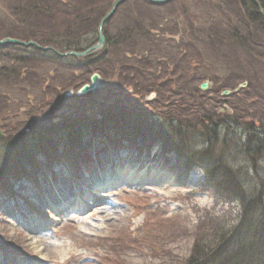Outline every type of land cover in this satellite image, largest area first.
<instances>
[{
  "label": "rangeland",
  "instance_id": "1",
  "mask_svg": "<svg viewBox=\"0 0 264 264\" xmlns=\"http://www.w3.org/2000/svg\"><path fill=\"white\" fill-rule=\"evenodd\" d=\"M31 1H39L41 8L48 4L47 0H0V39L11 37L10 34L42 35L44 21L33 23L29 30L25 25ZM54 1L53 11L88 6L84 12L96 21L97 29H89L83 23L73 36L74 44L90 46L98 42V26L115 2ZM138 1L129 0L118 6L113 20L104 24V50L110 49L112 39L120 40L115 50L117 60L129 61L133 49H128V41L132 38L123 33L122 25L128 27L131 13L137 11L145 18L152 19L153 15L158 37L188 43L187 48L175 49L174 44L161 41L154 50L159 52L155 58L160 62L177 60L175 50L186 49L182 54L185 57L166 64L164 71L153 67L152 84L144 86L157 89L159 82L166 84H160L164 90L198 89L204 97L190 112L200 116L234 114L233 103L235 109H244L251 117L264 114V32L252 23L241 0H171L172 4L160 5L153 12L140 7ZM243 19L247 20V27L241 33L250 37L251 45L242 53L231 49L230 43L237 37L234 31ZM60 20L53 24V39L44 40L62 43L66 22ZM173 25L178 27L175 32L170 29ZM228 25L234 28L223 33ZM200 28L203 29L199 31ZM223 34H228L229 39ZM30 39L24 41L37 42ZM142 49L140 45L134 48ZM8 51L7 55L0 54V67L21 69L23 75L13 85L0 86V129L13 135L9 144L0 139V167H4L2 157L10 148L32 149L28 145L32 139L41 138L46 132L73 131L65 138L58 136L55 152L47 148L46 154L36 153L22 163L18 160L17 166L10 169L11 174L22 168L30 170V174L20 180L12 179V190L0 186V264H192L190 257L196 243L215 244L233 230L238 222L237 205L217 202L203 189L207 187L203 173L209 169L208 164L202 168L192 163L197 168L189 173L185 172L183 161H176V155L157 144L138 145L141 151L124 147L125 142L115 148L114 142L117 139L119 144L122 132L101 115L106 108L104 112H113L112 115L156 117L167 115L174 105L185 111L188 107L171 99L167 102L154 92L145 96L146 102L154 101L151 107L141 101L130 106L124 98L112 106L110 98L100 97L97 101L73 89L89 82L94 73L77 69L80 58L65 57L75 62L68 66L51 60L57 56L55 52L36 46H16ZM19 54L28 60L16 62L12 57ZM133 56L136 55L132 53ZM109 69V78L104 80L101 76L99 88L118 81L117 63ZM204 82L208 83L207 90L200 88ZM241 87L250 95H236ZM51 88L58 94L50 95ZM158 100L160 103H155ZM84 152L92 153V157ZM8 167L9 164L2 171ZM249 174L255 181L257 174L253 170ZM236 255V248L229 246L219 263L207 264H242L243 261L235 260Z\"/></svg>",
  "mask_w": 264,
  "mask_h": 264
},
{
  "label": "trees",
  "instance_id": "2",
  "mask_svg": "<svg viewBox=\"0 0 264 264\" xmlns=\"http://www.w3.org/2000/svg\"><path fill=\"white\" fill-rule=\"evenodd\" d=\"M47 1L48 4L45 8H41L39 1H35L33 4L31 1L29 5L32 6L27 8L28 17L25 20V25L28 30L33 23L44 21L41 24L43 33L40 37L26 34H10L9 36L24 40H31L30 38H33L41 45L55 44L54 48L61 52H81L88 48L90 43L84 44L78 42V44H74V40L76 39L73 36L83 23L89 29L96 31V21H93L87 12H84L88 6L53 11L51 6L52 0ZM241 1L248 16L250 15L252 23L261 33L264 32V13L261 11L264 8V1ZM138 2L140 7H147L152 12L158 11L162 5L173 3L172 1L167 4H156L148 0H140ZM131 17L128 27H123L122 25L123 33L130 35L132 38L128 41V49H133V51L130 52V59L127 63L117 60L118 56L116 57L115 50L120 40L112 39L109 50L103 49L94 55L82 57L76 64L77 69L83 71V73L99 71L104 80L109 78L110 66H114V63H117L119 68L117 82H109L95 92L87 94L86 97L97 98V101L100 97L110 98L113 100L111 102L112 106H115L116 103L124 98V100L130 102V106L134 104V101H141L143 105L149 104L148 106L151 107V103L154 101L146 102L145 96L154 92L159 97L162 96L161 98L167 102L171 99L181 103L183 107H188V111H185L178 109L174 105L170 113L167 115L159 114L156 117L154 115L152 117L149 114L131 113L112 115L113 112H104L107 111L106 108L101 115L107 119L106 123L110 122L108 124L114 125L113 127H116L118 130L120 129L119 131L122 132L123 138L119 140V144L116 139L114 147H119V145L122 147L123 142H125L124 147L139 149L141 151L142 148H138V145L146 144L148 147H153L157 144L163 151L172 152L174 156L176 155V161H183L185 172L189 173L193 168H197L196 166L203 168L206 163L209 169L203 173V181H206L207 184V187L205 185L203 188L204 191L207 189L217 202L223 201L226 204L234 203V205H237L235 213L238 222L233 227V230L228 236L224 235L225 237L223 236L221 241H215V244L213 242L196 243L193 254L190 257V263H219L220 258L226 254L228 247L233 246L237 250L235 260L239 263L243 261L242 264H258L261 262L264 264V114L251 117L247 114L246 110L235 109L233 103L231 105H233V109L235 110L234 114H222L224 112H221L213 116H200V114L190 112L197 107V103L204 97V94L198 89L190 90V88L186 87V89L181 88L179 90H164L165 86L161 88V85L166 84L159 82L157 89L155 87L152 89V86H144L145 84H152L151 70L153 67L164 71L166 64L172 65L171 63L179 60L178 57L180 59L185 57L182 54L186 49L183 51L175 50L177 60L170 61L167 59V62H160L155 58V55L159 54V52L155 53L154 50L155 47L161 45V41H164L165 45L173 46L174 44L173 47L175 49L183 48V46L187 48L188 43L183 42L182 39L178 43L172 39L158 37L159 35L154 33L155 20L153 15L152 19L145 18V16L137 11L131 13ZM60 18V21L66 22V25L62 28L63 38L60 40L62 43L56 44L59 42L58 40H44L47 38L53 39V24ZM111 20H113V17L108 22ZM245 21L247 20L243 19L242 24L237 26V29L234 31L237 37L230 43L231 49L238 52L242 51V53L248 51L251 45L250 37L241 33L247 27ZM148 23H152V26ZM177 28V25H173L170 29L175 32ZM232 28L234 27L228 25V28L224 32L221 31V33H228ZM201 29L203 28H200L199 31ZM223 35L225 39H229L228 34ZM139 45L143 48L142 51H135L134 48ZM14 47L16 46L10 44L0 46V54L7 55L8 50H12ZM132 53L136 56L132 57ZM261 54H263V50ZM12 58L16 62L21 61L22 63L25 62L24 60H28L23 54L13 56ZM51 60L68 66H73L75 63L58 55L53 56ZM20 71L13 67L1 66L0 86L13 85L21 81L23 74ZM158 73H160L159 70ZM72 80L74 81V79ZM81 85L73 87V89L76 91ZM53 94H58V92L56 90L52 92L51 88L50 95L54 96ZM235 94H240L243 98L250 95L243 87L239 88ZM160 100L155 103H160ZM80 127L81 125L74 129L77 130ZM72 131V129L62 131L58 129L55 131V134L60 135L57 136L46 132L41 138L32 139V142L28 144L33 150L24 149L23 147L21 149L15 147L12 150L10 148L2 157L4 167H0V186L12 190L10 186L12 179L20 180L22 176H25L27 173L30 174V170H26L25 168L19 169V173L17 174H11L10 169L17 166L18 160L21 159L20 163H22L35 157L36 153L46 154L47 148L55 152L58 136L65 138ZM114 131L116 130L114 129ZM11 138H13V135H8L7 133L5 141L9 144ZM85 154L88 157H92V153L88 154L86 152ZM179 158L182 159L179 160ZM192 163L197 165L194 166ZM8 164L7 171H2ZM260 168L263 169V172L260 171ZM249 170H253L257 174V178L256 175L254 177L255 181L250 177ZM217 226L219 227L220 225L217 224ZM259 259H262V261H259Z\"/></svg>",
  "mask_w": 264,
  "mask_h": 264
},
{
  "label": "water",
  "instance_id": "3",
  "mask_svg": "<svg viewBox=\"0 0 264 264\" xmlns=\"http://www.w3.org/2000/svg\"><path fill=\"white\" fill-rule=\"evenodd\" d=\"M128 0H116L113 5L112 8L110 9V11L106 14V16L104 18H102L101 22H100V27H99V41L95 44L90 46L89 48H87L84 52H66V53H60L57 52V54L61 55V56H67L70 54H74L76 56H85L89 53H94L97 50L101 49L104 44H105V37L102 33V27L104 25V23L114 14V12L116 11L117 7L120 6L121 4H123L124 2H126ZM153 3H165L168 2L170 0H149ZM6 44H15V45H22V46H26L29 47L31 45L37 46L39 48H42L44 50H53L52 47H42L39 44L35 43L34 41H29V42H25L16 38H11V37H6L4 39H0V46L6 45ZM101 82V77L98 73H94L91 77L90 83L85 84L82 88H81V93L85 94L88 92H92L94 91L98 85ZM245 85V84H244ZM243 85V86H244ZM200 88L202 90H207L208 88V83L204 82ZM229 91H224V94H228ZM6 135L2 132V130H0V138H5Z\"/></svg>",
  "mask_w": 264,
  "mask_h": 264
},
{
  "label": "bare ground",
  "instance_id": "4",
  "mask_svg": "<svg viewBox=\"0 0 264 264\" xmlns=\"http://www.w3.org/2000/svg\"><path fill=\"white\" fill-rule=\"evenodd\" d=\"M100 27V26H99ZM65 205H68V203L66 202Z\"/></svg>",
  "mask_w": 264,
  "mask_h": 264
}]
</instances>
